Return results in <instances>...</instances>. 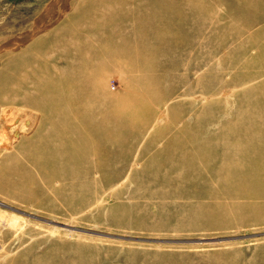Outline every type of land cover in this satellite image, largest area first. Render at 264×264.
Here are the masks:
<instances>
[{"label":"rangeland","instance_id":"1","mask_svg":"<svg viewBox=\"0 0 264 264\" xmlns=\"http://www.w3.org/2000/svg\"><path fill=\"white\" fill-rule=\"evenodd\" d=\"M251 1L0 0V264H264Z\"/></svg>","mask_w":264,"mask_h":264},{"label":"bare ground","instance_id":"2","mask_svg":"<svg viewBox=\"0 0 264 264\" xmlns=\"http://www.w3.org/2000/svg\"><path fill=\"white\" fill-rule=\"evenodd\" d=\"M254 2V1H253ZM251 3H252V1L251 0H231V3H230V11H231V18H232V25H233V28H237V24L241 21H243V22H245L246 23V21H248V19L245 17V15H246V12H248V10L250 9L251 10V8H252V6H251ZM249 13H251V12H249ZM255 20H257V19H255ZM242 24H244V23H242ZM248 24V23H247ZM249 25V24H248ZM247 30V29H246ZM240 31V30H239ZM236 32H237V29H236ZM240 35V34H239ZM139 48H141L140 46H138ZM235 51V53H236V51L237 50H234ZM233 51V52H234ZM239 54V53H238ZM114 59V58H113ZM234 59V58H233ZM232 59V60H233ZM110 62H113V60L112 61H110ZM262 62H264V61H262ZM114 63H115V61H114ZM260 64V63H259ZM248 65H249V63H248ZM234 67V66H233ZM260 67V66H259ZM262 68V67H261ZM8 69V68H7ZM12 70V69H11ZM8 71V70H7ZM30 71H32V70H30ZM11 72H14L15 73V71H11ZM10 72V73H11ZM9 73V74H10ZM1 74V73H0ZM15 75V74H14ZM7 76V75H6ZM31 77V76H30ZM18 79V78H17ZM41 79H42V76H41ZM30 96V95H29ZM42 96V95H41ZM45 96V95H44ZM8 98V97H7ZM38 103V102H37ZM3 105V104H2ZM34 105V104H33ZM40 105V104H39ZM6 107V106H5ZM16 107V106H15ZM23 110V109H22ZM5 111H7V109L5 110ZM242 111V110H241ZM2 112V111H1ZM9 112V111H8ZM23 112V111H22ZM17 113V112H16ZM20 113V112H19ZM3 114V113H2ZM4 115V114H3ZM6 115H7V113H6ZM9 115V114H8ZM6 117V116H5ZM8 117V116H7ZM6 117V118H7ZM9 120V119H8ZM17 120V119H16ZM29 120V119H28ZM262 120V119H261ZM7 123V122H6ZM9 123V122H8ZM15 123V122H14ZM27 123H30V122H27ZM261 124V123H260ZM28 125V124H27ZM250 126V125H249ZM254 127V126H253ZM253 127H251V129L253 128ZM262 128H264V124H262V126H261ZM254 129V128H253ZM247 130V129H246ZM250 130V129H249ZM251 132H252V130H251ZM52 133V132H51ZM50 133V134H51ZM53 134V133H52ZM55 134V133H54ZM252 134H253V132H252ZM248 140V139H247ZM39 142V141H38ZM226 143H229V142H226ZM223 145H225L226 146V144H224L223 143ZM236 145V144H235ZM261 148V147H260ZM51 159V158H50ZM49 160V159H48ZM53 161V160H52ZM217 173V172H216ZM239 177H244V179H251V178H253V179H260L261 177H259V174H253V175H249V174H244V175H241V176H239ZM245 180V181H246ZM248 180V181H249ZM245 181H243V182H245ZM253 182V181H252ZM239 183V182H238ZM237 183V184H238ZM242 184V183H241ZM240 184V185H241ZM228 185H230V183L228 184ZM239 185V184H238ZM250 185H252V183H250ZM236 187H238V186H236ZM245 187H247V184L245 185ZM250 187V186H249ZM252 187V186H251ZM231 188H232V186H231ZM234 188H235V186H234ZM244 188V187H243ZM253 188V187H252ZM236 189V188H235ZM239 189H240V187H239ZM255 189V188H254ZM237 190H238V188H237ZM241 190V189H240ZM246 190H247V188H246ZM249 190V189H248ZM257 191V190H256ZM259 191V190H258ZM246 192V191H245ZM249 193V192H248ZM254 193H255V191H254ZM67 228V227H66Z\"/></svg>","mask_w":264,"mask_h":264}]
</instances>
